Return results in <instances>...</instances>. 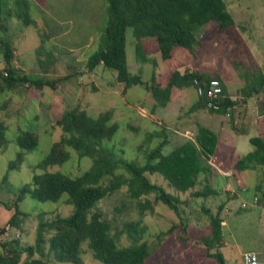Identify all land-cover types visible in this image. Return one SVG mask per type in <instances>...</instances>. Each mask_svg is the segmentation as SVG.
Masks as SVG:
<instances>
[{
  "label": "rangeland",
  "instance_id": "rangeland-1",
  "mask_svg": "<svg viewBox=\"0 0 264 264\" xmlns=\"http://www.w3.org/2000/svg\"><path fill=\"white\" fill-rule=\"evenodd\" d=\"M7 1L11 4L15 0ZM224 1L234 18L235 28L218 29L215 21H208L202 25L203 29L196 31L201 42L197 47L200 54L197 53L196 58L193 57V53L181 46L173 48L172 59L162 62L158 52L151 54L152 57L157 58V64L160 67V74L155 77V81L165 85L170 74L177 67L185 63L200 67L201 63L205 73L213 74V71H218L226 85L237 82L238 73L235 72V68L244 69V66L234 62L244 54L241 49L244 46L243 42H246L247 49L257 47L259 44L258 49L261 53L258 57L260 60L264 59V0ZM104 4L106 7L104 0H30L29 11L34 19L32 23L26 26L15 17L9 16L10 18L4 21L5 30L0 27V36L12 42L16 52L13 58L14 64L22 72L42 74L60 83V86L57 84L54 89L17 86L15 89L0 92V117L4 122L6 121L5 134L8 141L5 150L0 153V228L5 226L6 230L2 233L4 236L9 232L7 222L13 213L12 203L20 186L31 180L33 166L48 153L52 143L60 138L61 129L54 122L64 108L78 105L91 116L110 111L109 122H116L117 130L107 143L128 160H136L143 164L146 161V152L157 146L164 138L166 140L167 135L163 126H159L155 118H148L145 115L147 111H151V102L155 103L154 98L152 99L149 95L150 100L142 104L140 99L146 91L141 85H132L122 92V87L117 84L114 77L115 71L100 65L92 71L86 67V59L96 50L107 19ZM244 36L247 38L242 39ZM126 40L129 67L133 72L141 73L142 79L150 84L152 64L135 60L130 28L126 31ZM239 41L240 43L237 44ZM50 52L53 59L49 57ZM244 57L247 56L244 54ZM44 67L47 72L44 71ZM3 68L0 54V70ZM66 74H69L67 79H59ZM241 74L243 78H239L244 81V85L252 83L251 78H255L245 70ZM184 93L187 98L181 113L187 118L188 115L194 116L190 106L198 97L192 87L185 89ZM128 102L132 106H128ZM171 104L155 109L159 111L161 117L166 116L167 123L174 121V113H177L179 106V103H175L173 109L168 108ZM5 112L8 115H5ZM34 115L37 119L33 117ZM191 116L187 118L189 124L192 120ZM182 121L185 122L186 119ZM190 125L192 126V123ZM19 128L35 130L38 133V141L35 148L26 153L19 168L9 170L8 163L15 158L18 150L15 138ZM219 141L220 139L217 144ZM179 143L181 142L175 138L170 141L169 146L164 145L167 151L165 153ZM162 151H164L163 148ZM70 152L69 159L63 165L54 166L52 169L78 175L89 168L90 159L78 158L74 150ZM212 168L217 173H213V176L210 173L211 178L208 184L211 188L215 186L213 189L216 193H208L205 197L193 195L195 190L203 187L202 181L192 189L179 192L169 186L159 173H146L151 182L162 185L166 191L179 197L177 205L180 216L161 201H153V194L147 195L152 208L146 207L143 214H140L135 199L129 196L125 187L99 200L96 209L111 221L114 230L122 231L118 239L120 245H129L135 241L147 243L149 256L144 264H218L214 257L207 255L206 246L200 242L201 237L209 232V214L217 212L224 220L221 223L224 241L219 248H213L212 251L221 252L226 264H243L241 261L243 249L249 250L248 248L253 245L254 237L259 238L257 242L259 247L256 250L264 259V229L260 231L261 235H258L256 230V226H259V215L264 217L262 208L264 201L260 197L264 189V166L247 170L246 173L235 170L236 173L232 174L225 172L223 165ZM233 169H237L236 166ZM220 174L238 180L231 179L225 184L214 178L215 175ZM199 178L202 179L203 175ZM240 181H245L246 190L240 189L241 187L238 186ZM235 188L237 189L234 190ZM254 196L259 198L255 206H251ZM144 200L142 197V201ZM19 206L26 215L23 216L21 223L23 230H15V232L26 245H32L35 241L39 216L51 221L69 215L72 208L66 201V194L55 202L38 201L26 196L19 202ZM129 224L136 225L137 236L133 234V231L128 233L125 230ZM174 224L176 225L174 230L171 233L166 232ZM184 224L187 226L183 229ZM261 226H264V223H261ZM0 239L4 240L2 237ZM84 247L86 248V244ZM47 250L46 243L45 252ZM46 254L41 256L36 252L33 253L29 261L39 260L40 262L30 264L45 262L73 264L57 261L53 255ZM82 264L103 263L95 259L90 252H84Z\"/></svg>",
  "mask_w": 264,
  "mask_h": 264
},
{
  "label": "trees",
  "instance_id": "trees-1",
  "mask_svg": "<svg viewBox=\"0 0 264 264\" xmlns=\"http://www.w3.org/2000/svg\"><path fill=\"white\" fill-rule=\"evenodd\" d=\"M105 2L106 7L104 4L103 8L106 10L104 12L107 19L96 50L86 59L89 71L99 65L113 70L122 92L132 85H141L151 93L158 105H165L169 101L172 87L194 86L197 89L198 85L207 86L213 78L219 80L217 75L196 70H175L167 83L161 86L155 82L154 68L157 58L151 54L156 51L165 61L171 57L175 46L184 47L194 53L200 43L196 31L203 29L202 25L208 21H215L218 29H234V18L224 0H104ZM29 10L30 0H15L11 4L7 0H0V27H5L9 16L15 17L23 25H29L34 20ZM128 28L132 31L135 60L152 64L150 84L142 79L141 73L133 72L129 67L126 51ZM0 54L4 64L3 70H0V92L15 89L17 86L51 89L56 88L57 84L60 86L57 80L42 74L22 72L14 64L12 42L1 36ZM49 57L53 59L51 52ZM43 69L47 72L45 67ZM68 77L69 74H66L59 79ZM199 100L200 105L219 112H226L234 104L223 92V87L218 101L219 109L207 107L201 94ZM4 114L8 115L6 112ZM33 117L37 119L35 115ZM110 117V111L91 116L75 105L64 108L55 118L54 123L62 132L60 138L52 143L48 153L33 166L31 180L20 186L12 203L13 213L7 222L8 235L2 234L6 230L5 226L0 228V238L4 239H0V264L40 262L29 261V257L35 252L41 256L48 253L57 261L73 264H82L84 252H90L103 264H144L149 256L147 243L135 241L129 245H120L118 239L122 231L114 230L111 221L96 209L99 200L125 187L129 196L135 199L140 214H143L146 207L152 208L147 195L153 194V201H161L180 216L177 205L179 197L166 191L162 185L151 182L147 172L159 173L169 186L179 192L192 189L202 181L203 187L195 190L193 195L205 197L208 193H216L208 184L211 168L207 161L214 153L217 139L212 130L198 127L194 139L179 143L168 153L162 151L166 143L164 138L146 152V161L141 164L124 158L112 145H108L107 142L117 130V123H110ZM5 122L0 117V153L5 150L8 142ZM149 137L148 134V139ZM37 141L38 133L35 130L19 128L15 138L18 150L15 158L8 163V169H18L26 153L35 148ZM250 143L253 149L237 161V169L253 168L256 162L264 163V140L252 137ZM70 150H74L78 158L86 157L91 160L89 168L81 174L70 175L60 169H52L54 166L63 165L69 159ZM200 175H203L202 179L199 178ZM245 188L247 189L246 186ZM63 194H66V201L72 207L70 214L51 221L39 216L34 243H22L15 230H23L21 223L26 212L20 209L19 202L26 196L38 201L55 202ZM260 197L264 201V191ZM221 223L219 212L209 214V232L201 237L200 242L206 246L208 256L214 257L218 264H226L221 252L212 251L222 244ZM131 225L126 226L125 230L128 233L133 231L137 236L136 225ZM186 226L184 224L183 229ZM175 227V224L172 225L166 232L171 233ZM46 243L48 252H45Z\"/></svg>",
  "mask_w": 264,
  "mask_h": 264
},
{
  "label": "crops",
  "instance_id": "crops-1",
  "mask_svg": "<svg viewBox=\"0 0 264 264\" xmlns=\"http://www.w3.org/2000/svg\"><path fill=\"white\" fill-rule=\"evenodd\" d=\"M245 38L247 37L246 36L242 37V39H245ZM238 43H240V41L237 42V44ZM243 43H244V46L243 48H241L243 50L242 53H244L245 56H247L246 57L247 59L244 57V54H243V56H240V58H238V60L234 62V63H237L238 65L243 64L244 66V69H239L240 68L239 66H238L239 67L238 69L235 68V72L238 73L237 82H230L229 85H226L223 79L221 78L220 73L216 70L213 71V75H217L219 77V80L222 83L223 92L234 103L230 111L229 110L226 112H219L218 110L211 111L207 109L205 106L200 105L199 104V101H200L199 94L197 92L196 87L194 86L180 87V88L172 87L170 99L165 105H158L155 99H153L152 97L155 104L151 102V107H150L151 111L149 112L147 111L145 114V111L142 110L143 113L146 115V117L155 118V121L158 122V125L163 126L165 130V135H167L165 147L169 146L170 141H172L175 138H177L178 141L180 142H183L187 139H194L195 134L197 132L196 128H198L199 126H203L205 128L212 130L215 133L216 137L218 138L216 141L214 153L210 156V158L207 161V164H209L211 168L212 176H213V173H217L216 170L212 167H217V165H223L224 168L226 169L225 172H228L231 174L236 173L235 170L239 171L240 169L237 170L233 168H235L237 161L241 157H243L245 154H247L249 151L253 149V145H251L250 143V138L258 137L264 140V59L261 58L262 60H260V58L258 57L259 53H261V51L258 49L259 44L257 47L247 49L245 47L246 42H243ZM200 44L201 42L195 48V52L193 53L194 58L198 56L197 53L200 54V52L197 50V47ZM173 51L174 50H172V53ZM14 53L16 54L15 50H14ZM179 54L181 55V52L178 53V55ZM202 55H201V58H202ZM172 57H173V54H171V57L168 59H172ZM162 61L163 60H161V62ZM233 68L234 67H232V69ZM186 69L196 70V71L205 73L201 63H200V67L185 63L182 66L177 67L175 70H179L180 72H183ZM243 70L250 72L252 76L254 75L255 78H251L253 79L251 81L252 83H245L244 85V81L239 78L243 76V74H241ZM154 72H155V77H157L160 74L159 65L156 66ZM245 76L246 75H244V77ZM155 82L158 83L157 81ZM242 82H243V85H242ZM160 85L164 86L163 83H161ZM190 87L194 89L198 97V99H195L193 104L190 106V109L194 112L193 113L194 116L188 115L187 117L189 118L191 116L192 126L190 125L191 123L190 124L188 123L187 121L188 119L186 117H183L181 113V109L182 107L185 106V100L187 98V96L184 93V90ZM145 91L146 93L142 95L140 99L142 104H146L144 102H148L150 100L149 95H151V93L146 89ZM168 103H172L171 105L168 106V108L171 107L172 109L175 103H179V106L177 107V113L176 112L174 113V117H173L174 121L171 123L166 122V116L161 117V114L159 113V111L158 110L155 111L157 107L164 108L166 107ZM127 105L132 106L130 102H128ZM183 119H186V121L183 122L182 121ZM168 130L170 132H168ZM219 139L220 141L217 144ZM165 147H163L164 153L166 151ZM259 166H264V163L256 162L253 168L242 169L240 172L246 173L247 170L255 169V168H258ZM217 171H219V169H217ZM225 176L223 174H220V175H215L214 178H216V180L218 179L219 182H223V183L225 182V184L226 182H229V180L231 179L232 180L237 179L234 177L231 178L230 176H226V177ZM209 178H211V176ZM213 182H216V181H213ZM244 183L245 181H240L238 186L247 187V185H244ZM213 188H215V186H213ZM236 189L237 188H235L234 190ZM262 190L264 191V189ZM242 199L245 200L244 198ZM249 205H251V203ZM251 206H255V205H251ZM262 208L264 209V203L262 204ZM222 221L224 220L222 219ZM258 223H259V226H256V230L258 231V235H259L260 231L264 229V226H261V223H264V217H261L259 215ZM258 239L259 238L253 237L252 240L254 242H253V245L250 248H248L249 250L257 251L256 248L259 247V244L257 243ZM243 251L245 250L243 249Z\"/></svg>",
  "mask_w": 264,
  "mask_h": 264
},
{
  "label": "built area",
  "instance_id": "built-area-1",
  "mask_svg": "<svg viewBox=\"0 0 264 264\" xmlns=\"http://www.w3.org/2000/svg\"><path fill=\"white\" fill-rule=\"evenodd\" d=\"M206 86V85H205ZM198 94L203 93L202 85H198L197 87ZM222 94V87L220 80L213 78L209 81V84L206 86L205 90V100L207 107H211L215 110L219 109V98ZM243 191L246 189L245 187L241 188ZM233 191V190H232ZM258 201V197H253V205ZM245 205V203H242ZM249 204V203H248ZM241 261L243 264H264V259L261 258L260 254L254 250L243 251L241 254Z\"/></svg>",
  "mask_w": 264,
  "mask_h": 264
},
{
  "label": "water",
  "instance_id": "water-1",
  "mask_svg": "<svg viewBox=\"0 0 264 264\" xmlns=\"http://www.w3.org/2000/svg\"><path fill=\"white\" fill-rule=\"evenodd\" d=\"M202 87H203V93H202V96L205 97L206 86L202 85Z\"/></svg>",
  "mask_w": 264,
  "mask_h": 264
},
{
  "label": "clouds",
  "instance_id": "clouds-1",
  "mask_svg": "<svg viewBox=\"0 0 264 264\" xmlns=\"http://www.w3.org/2000/svg\"><path fill=\"white\" fill-rule=\"evenodd\" d=\"M221 82V81H220ZM203 88V87H202ZM202 95V94H201ZM205 98V97H204Z\"/></svg>",
  "mask_w": 264,
  "mask_h": 264
}]
</instances>
